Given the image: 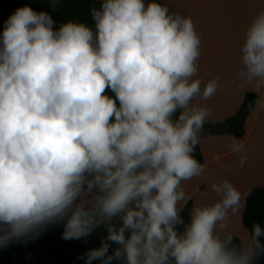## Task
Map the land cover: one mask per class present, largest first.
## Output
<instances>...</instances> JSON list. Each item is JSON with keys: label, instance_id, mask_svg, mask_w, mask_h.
Returning <instances> with one entry per match:
<instances>
[{"label": "clouds", "instance_id": "9594fccd", "mask_svg": "<svg viewBox=\"0 0 264 264\" xmlns=\"http://www.w3.org/2000/svg\"><path fill=\"white\" fill-rule=\"evenodd\" d=\"M91 19L56 27L26 4L4 22L0 248L63 221L65 240L105 227L86 264H255L264 228L235 243L242 193L228 178L211 185L218 199L181 215L183 183L207 168L195 155L210 114L199 101L223 87L198 76L203 33L167 0H100ZM239 63L241 84L264 89V9ZM226 146L243 166L244 143Z\"/></svg>", "mask_w": 264, "mask_h": 264}, {"label": "crops", "instance_id": "0c3cea01", "mask_svg": "<svg viewBox=\"0 0 264 264\" xmlns=\"http://www.w3.org/2000/svg\"><path fill=\"white\" fill-rule=\"evenodd\" d=\"M45 0H0V24L18 8L28 5L39 6ZM100 1V0H97ZM173 11L190 16L203 33L198 76L203 80L219 77L223 85L208 100L199 101L209 109L204 125L209 130L201 134L198 144L202 163L207 168L200 177L183 183L185 200L194 204L212 203L218 197L211 185L228 178L242 193V198L234 214L230 213L229 230L235 231L239 241H247L249 232L242 225V213L246 196L254 187L264 188V89L256 91L251 85H242L236 73L240 69V48L243 44L247 26L260 10L264 9V0H167ZM55 26L69 20L92 24V6L79 0H67L60 4ZM251 91L259 99L244 121V135L237 138L227 133L212 131L211 124L221 122L235 114L240 108L244 94ZM233 139L244 143L247 160L240 165L239 154L232 152L229 145ZM219 157V159H216ZM119 223V220H114ZM64 222L53 223L38 236L15 241L7 247L14 258L16 252L25 255L31 264H86L89 250L99 248L106 240L107 231L103 225L95 228L90 235L80 239L63 238ZM110 243L107 255H112L118 245ZM17 248V249H16ZM92 264H101L100 260ZM111 264H121L113 259Z\"/></svg>", "mask_w": 264, "mask_h": 264}, {"label": "trees", "instance_id": "16d2710c", "mask_svg": "<svg viewBox=\"0 0 264 264\" xmlns=\"http://www.w3.org/2000/svg\"><path fill=\"white\" fill-rule=\"evenodd\" d=\"M67 0H58V3L53 6L50 0H45L42 4L33 9L36 11H46L48 14L56 9L60 4ZM92 7L99 8L100 1L97 0H79ZM4 22L0 24V34L3 31ZM259 97L257 94L247 91L244 94L243 102L238 111L227 119L211 124L212 131L216 133H227L240 138L244 135V121L249 115L251 110L255 107ZM196 158L202 163L199 146H196L195 152ZM192 207V202L188 201L184 207L181 215L187 222L189 219V211ZM259 223L264 228V188L254 187L252 188L245 201L244 211L242 213V225L249 232L252 231L253 223ZM261 243L264 244V236L260 237ZM235 243L239 244L238 238L235 239ZM0 264H31L25 255L21 252H16L14 258L11 256L8 247L0 248ZM255 264H264V253L260 254L255 260Z\"/></svg>", "mask_w": 264, "mask_h": 264}, {"label": "rangeland", "instance_id": "374dc122", "mask_svg": "<svg viewBox=\"0 0 264 264\" xmlns=\"http://www.w3.org/2000/svg\"><path fill=\"white\" fill-rule=\"evenodd\" d=\"M38 6V5H37ZM58 11H59V8H56V9H54L53 11H51L50 13H49V15L52 17V18H54V20L56 19V16L58 15ZM15 242V241H14ZM14 242H12L11 244H14ZM17 249V248H16Z\"/></svg>", "mask_w": 264, "mask_h": 264}, {"label": "water", "instance_id": "95a60500", "mask_svg": "<svg viewBox=\"0 0 264 264\" xmlns=\"http://www.w3.org/2000/svg\"><path fill=\"white\" fill-rule=\"evenodd\" d=\"M207 130H209V126L204 125V131H207Z\"/></svg>", "mask_w": 264, "mask_h": 264}]
</instances>
